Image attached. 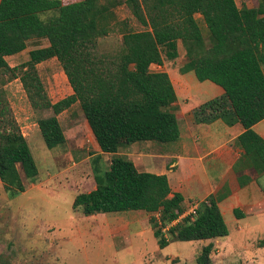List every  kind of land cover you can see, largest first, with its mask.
<instances>
[{"label": "trees", "instance_id": "obj_1", "mask_svg": "<svg viewBox=\"0 0 264 264\" xmlns=\"http://www.w3.org/2000/svg\"><path fill=\"white\" fill-rule=\"evenodd\" d=\"M257 1L255 7H239L235 0H125L144 29L123 31L121 51L106 55L96 53L94 46L109 30V7L116 0H0V71L20 72L31 105L51 109L50 116L37 121L45 146L65 143L57 115L79 103L100 151L113 154L105 170L93 159L95 187L78 193L73 208L85 216L150 213L159 248L173 241L228 234L218 196L207 197L198 202L194 214L178 218L184 211L183 196L171 192L167 176L139 171L115 153L136 141L171 143L179 138L177 117L166 109L176 98L171 79L166 71H152L150 66L176 58L180 40L188 60L179 72L192 70L197 80H209L224 90L194 110L196 121H238L244 130L236 144L251 160L248 166L264 172V139L252 129L264 118V0ZM196 13L202 16L212 45L208 52L193 55L204 44ZM31 39L48 44L30 49L26 61L9 66L5 57L25 49ZM53 57L72 89L55 102L47 97L37 72V64ZM6 112L0 108V181L13 197L24 191L25 180L36 179L38 170L16 120ZM238 179L245 184L241 176ZM234 213L240 216L237 209ZM211 248V243L201 248L197 264H210Z\"/></svg>", "mask_w": 264, "mask_h": 264}, {"label": "rangeland", "instance_id": "obj_2", "mask_svg": "<svg viewBox=\"0 0 264 264\" xmlns=\"http://www.w3.org/2000/svg\"><path fill=\"white\" fill-rule=\"evenodd\" d=\"M124 1L116 0L117 4L109 7L110 27L106 35L97 38L96 53L117 55L121 51L123 31L144 29ZM235 1L239 7L245 6L243 0ZM195 18L204 44L193 55L204 54L210 49L212 40L202 16L196 14ZM47 44L45 39H31L22 52L6 61L9 66H16L28 59L30 49ZM177 44L176 58L164 59L162 65L152 64L150 70L166 71L174 86H182L185 74L180 73L179 68L188 57L182 42L178 40ZM37 72L50 101L72 93L56 58L37 64ZM19 73L0 71V108L7 111L5 116L16 120L38 174L33 182L25 180L24 191L13 197L8 196L0 181V264H197L196 257L208 243L212 244L210 264H264V227L235 230V223L231 221L234 216L229 213L224 215L229 230L227 236L173 241L159 248L149 222L150 213L130 210L85 216L80 208H73L72 201L78 193L95 187L93 159L97 158L100 169L105 170L113 154L100 151L79 103L57 115L65 143L47 148L37 121L50 116L52 111L31 105ZM199 98L208 100L210 95L202 93ZM188 102L189 97L185 96L182 103ZM182 103L174 104L176 117L179 112L181 114ZM183 118L181 114L180 119ZM128 146L122 145L118 153L131 158L141 154L153 156L154 161H132L139 171H159L168 167L167 158H158V155L166 156L174 149L173 145L154 141L140 142L133 151H129ZM18 170L22 175L20 167ZM187 205L188 202L184 203V210Z\"/></svg>", "mask_w": 264, "mask_h": 264}, {"label": "crops", "instance_id": "obj_3", "mask_svg": "<svg viewBox=\"0 0 264 264\" xmlns=\"http://www.w3.org/2000/svg\"><path fill=\"white\" fill-rule=\"evenodd\" d=\"M243 2L247 7H255L258 4L257 0H243ZM23 50L5 58H12ZM184 74L183 87L172 84L176 98L166 107L168 111L174 112V104L179 105L185 96L189 97V102L182 103L181 106V114L184 115V118L180 119V112L179 117L177 116L179 138L171 142L172 144L170 142L163 143L174 146L173 150H169L171 153L166 156L158 155V158H167L168 163L170 161L169 164L166 163L168 167L149 172L165 174L171 192H179L183 196V203H198L209 196H218L217 204L223 219L225 214L233 215L231 221L235 223V230L242 229V227L244 229H263L264 172H257L254 167L248 166L247 163L251 160L236 144L235 139L243 132L244 128L238 121L228 124L222 118L206 122L196 121L194 110L205 102L221 96L224 90L209 80H197L192 70ZM202 93L210 95V98L201 100L199 95ZM252 129L264 139V118L256 122ZM140 142L153 141L132 142L127 149L133 151ZM124 158L130 161H154L153 156L150 158L148 154ZM239 176L245 183L242 186L239 184ZM234 209L239 211V217L235 215ZM137 211L143 210H133L132 212ZM255 223L257 225L254 227Z\"/></svg>", "mask_w": 264, "mask_h": 264}, {"label": "built area", "instance_id": "obj_4", "mask_svg": "<svg viewBox=\"0 0 264 264\" xmlns=\"http://www.w3.org/2000/svg\"><path fill=\"white\" fill-rule=\"evenodd\" d=\"M187 206H188V207L186 208V210H184V211L179 215L178 218H180V217H184V216H186V215L194 214L195 211H196V209H197V207H198V203H197V202H192V203H189ZM176 221H177V220H174V223H175Z\"/></svg>", "mask_w": 264, "mask_h": 264}]
</instances>
